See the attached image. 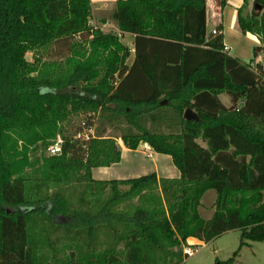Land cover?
Here are the masks:
<instances>
[{"label": "trees", "instance_id": "trees-1", "mask_svg": "<svg viewBox=\"0 0 264 264\" xmlns=\"http://www.w3.org/2000/svg\"><path fill=\"white\" fill-rule=\"evenodd\" d=\"M90 15V0H0V264H183L188 238L239 231L238 248L214 262L233 264L264 240L261 67L229 55L221 27L206 33L205 0H116L111 18L133 36L129 65L130 48ZM237 24L259 39L253 55L264 51V0H243ZM55 44L68 54L41 60ZM74 115L88 131L96 117L119 129L128 149L146 143L169 156L179 177L92 179V168L120 161V147L99 133H61ZM57 135L59 152L30 160ZM208 189L215 211L203 220ZM61 239L79 245L60 257Z\"/></svg>", "mask_w": 264, "mask_h": 264}, {"label": "crops", "instance_id": "crops-1", "mask_svg": "<svg viewBox=\"0 0 264 264\" xmlns=\"http://www.w3.org/2000/svg\"><path fill=\"white\" fill-rule=\"evenodd\" d=\"M116 0H90L91 14L94 10L107 9L113 6ZM243 3V0H228L224 7L217 5L215 0H205L206 5V33H210L213 29L221 27V34L223 44L229 55L237 58L245 64H249L251 67L259 65L262 69L264 79V51L253 55V48L260 44L259 39L251 34H243L237 24V8ZM117 33V30H116ZM119 33V31H118ZM129 33H119L118 35L126 36ZM131 46L133 47V36L130 34ZM133 49V48H132ZM220 101L226 107L229 106V100L225 96V99ZM197 142L206 147L204 142ZM123 144V143H122ZM120 147V161L117 164H113L108 167H96L91 169V177L94 180H126L137 178L140 176L155 173L157 177L164 178H177L179 172L173 165L171 158L167 155L157 154L149 145L141 143L139 146L132 150L126 148L124 145ZM216 199V192L213 189L206 190L200 197L199 205L197 207V213L203 220H209L212 218L215 208L214 202ZM235 232L228 231L226 233ZM212 242V241H210ZM197 238H188L186 241V249H190L193 255L199 252L203 247L209 245ZM254 242H249L248 245L243 246L241 249H252ZM235 250H232V253ZM213 252H216L213 249ZM241 252V250H240ZM240 252H238L237 258H235L233 264H243L241 262ZM188 255L187 257L191 256ZM216 259V258H215ZM255 263H259L263 259V255H256L253 253ZM263 264V263H259Z\"/></svg>", "mask_w": 264, "mask_h": 264}, {"label": "rangeland", "instance_id": "rangeland-1", "mask_svg": "<svg viewBox=\"0 0 264 264\" xmlns=\"http://www.w3.org/2000/svg\"><path fill=\"white\" fill-rule=\"evenodd\" d=\"M114 8L113 6L109 7V10L107 9H99L94 10L93 14L90 15V21L96 25V27L100 28L103 32H111L115 34L118 33V29L116 26V23L111 18V12ZM250 10V5L247 7L245 12H248ZM117 30V33H116ZM126 36L119 35L120 40L127 45L130 48L131 54L130 57L127 59L126 63L129 65L133 59V49L131 46V39L130 34H125ZM71 40H77V38L71 39ZM68 54L67 47L59 46L57 44L51 45L49 50H39L37 52V55L41 60H51V59H61L63 56ZM26 58L28 61L33 60L32 53H27ZM221 99H225V95L219 96ZM86 119L83 115H74L68 120L60 123L58 125V129L61 131V133L66 134L68 136H75V137H82L85 138L87 135L95 136L96 134H103V136H111L115 138V142L117 145L121 146L122 141L120 140V130L116 129L115 127L109 125L107 122H102L99 119H95V121L92 124L91 130L85 129V123ZM62 135V134H61ZM52 144L48 145L46 148L43 147H36V151L32 152L30 151L29 157L30 160L33 161L35 159H38L41 161L43 157H47L51 155L50 149L51 147H54L55 145H59L61 142V136L57 135L54 139L50 140ZM200 142H203L201 139H199ZM99 181H108V180H99ZM126 188V187H122ZM107 238H105V235L99 234L97 236V241L95 242L96 246H98V250L103 251L105 248V243ZM240 241V232H230V233H224L220 235L219 237L212 240V242L209 243L208 246L203 247L199 250V252L194 253L193 255L186 257L183 261V264H214L215 258L219 260H226L232 255V250H236L239 246ZM56 252L57 255L60 257H63L66 255L68 247L71 245L77 244L76 241H68V240H58L56 243ZM79 245V244H77ZM252 249H241L240 257L241 262L243 264H264V240L259 242L253 243ZM213 249L216 250V252H213ZM186 250V248L184 249ZM253 253L256 255H263V259L259 261V263H255L253 258ZM239 254V253H238ZM237 254V256H238ZM237 256L235 258H237Z\"/></svg>", "mask_w": 264, "mask_h": 264}, {"label": "water", "instance_id": "water-1", "mask_svg": "<svg viewBox=\"0 0 264 264\" xmlns=\"http://www.w3.org/2000/svg\"><path fill=\"white\" fill-rule=\"evenodd\" d=\"M162 103H165V101H163ZM183 118L186 120H196L197 116L192 109L186 108L183 112Z\"/></svg>", "mask_w": 264, "mask_h": 264}, {"label": "built area", "instance_id": "built-area-1", "mask_svg": "<svg viewBox=\"0 0 264 264\" xmlns=\"http://www.w3.org/2000/svg\"><path fill=\"white\" fill-rule=\"evenodd\" d=\"M89 24L93 27H96V25H94L90 20H89ZM212 33H215V30H212ZM59 152V145H55L54 147H51L50 149V153L54 154ZM185 252L187 253V255H191L192 251L190 249H186Z\"/></svg>", "mask_w": 264, "mask_h": 264}]
</instances>
